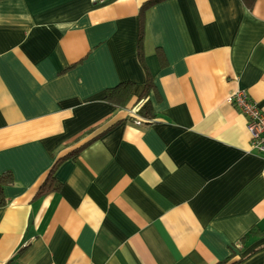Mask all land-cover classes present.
I'll list each match as a JSON object with an SVG mask.
<instances>
[{
	"label": "crops",
	"instance_id": "obj_1",
	"mask_svg": "<svg viewBox=\"0 0 264 264\" xmlns=\"http://www.w3.org/2000/svg\"><path fill=\"white\" fill-rule=\"evenodd\" d=\"M149 1L0 0V264H264V156L228 102L264 112V0L154 4L146 91Z\"/></svg>",
	"mask_w": 264,
	"mask_h": 264
},
{
	"label": "trees",
	"instance_id": "obj_2",
	"mask_svg": "<svg viewBox=\"0 0 264 264\" xmlns=\"http://www.w3.org/2000/svg\"><path fill=\"white\" fill-rule=\"evenodd\" d=\"M163 0H151L148 3L144 4L141 10V15H140V29H139V39H138V54H139V60L141 64L143 65L146 73H147V85H146V91H148L153 85L151 75L149 74L148 68L146 66V63L144 61V43H145V36H146V23H145V15L146 12L156 3H159ZM243 4L248 8L251 9L255 0H241ZM160 59L162 62L165 61L163 54L161 53L159 55ZM133 88H134V83L127 81L123 82L116 87L110 88L107 90L105 101L108 102L109 104L117 107V108H126L127 105L130 103L131 99L133 98ZM134 108H136V112L138 115L145 119H153L155 118V113L152 108V105L150 104L149 100L146 98L138 100ZM112 127L108 128L107 131H109ZM106 131V132H107ZM94 140V139H93ZM92 142V141H91ZM90 142V143H91ZM89 144V143H88ZM86 145L80 147L79 149H76L69 153L68 155L64 156L60 160H58L54 167L51 169V173L53 170L64 160L69 159V158H75L79 152L85 147ZM51 178V181L54 180L53 176H49ZM15 183V179L13 174L10 171H5V172H0V208L6 206L7 204V198L5 195V188L7 186H11ZM52 185L49 184H44V186L41 188L39 191V194H44L47 192H50L53 188ZM61 187V184L58 183V186L56 189H59ZM262 232L254 228L250 231L249 235L245 236L241 242H245L249 237L251 236H256V235H261ZM242 258L237 259L235 255H232L230 258H228L225 261L219 262L217 264H240L242 262Z\"/></svg>",
	"mask_w": 264,
	"mask_h": 264
},
{
	"label": "built area",
	"instance_id": "obj_3",
	"mask_svg": "<svg viewBox=\"0 0 264 264\" xmlns=\"http://www.w3.org/2000/svg\"><path fill=\"white\" fill-rule=\"evenodd\" d=\"M94 2L99 0H92ZM228 102L231 103L244 117L247 122L249 133V151L264 156V112L249 94L244 90L233 91ZM135 116V123L142 124L143 119L138 116L136 109L131 110Z\"/></svg>",
	"mask_w": 264,
	"mask_h": 264
}]
</instances>
